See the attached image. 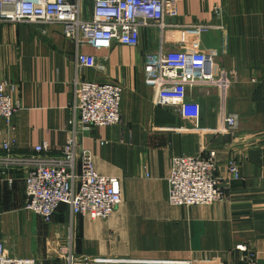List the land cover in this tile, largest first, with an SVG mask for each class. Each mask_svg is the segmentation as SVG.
Listing matches in <instances>:
<instances>
[{
	"label": "crops",
	"instance_id": "0c3cea01",
	"mask_svg": "<svg viewBox=\"0 0 264 264\" xmlns=\"http://www.w3.org/2000/svg\"><path fill=\"white\" fill-rule=\"evenodd\" d=\"M175 2L176 16L166 18L173 27L164 34L148 27L135 47L84 49L96 58L95 69H76L74 45L60 26L0 22V80L16 87L11 95L19 104L9 125L0 121L1 138L15 140L19 153L44 143L50 155L58 154L67 137L76 76L123 89L121 124L94 127L80 138L96 173L120 180V204L106 219L71 217L60 206L50 226L22 210L25 233L8 237L16 243V257L67 264L47 256L61 249L78 259L75 264H84L81 257L87 264H246V254L238 251L245 246L256 264H264V0ZM82 6L89 17L92 0H82ZM161 40L165 50L209 55L227 73L223 95L216 88L188 92L187 99L199 105L197 123L155 105L154 92L144 83V56ZM227 115H235L233 131L223 129ZM212 150L226 198L210 205L171 204L172 160ZM230 158L238 178L227 171ZM11 177V185H0L1 216L14 215L24 204L20 176ZM3 234H8L4 227Z\"/></svg>",
	"mask_w": 264,
	"mask_h": 264
},
{
	"label": "built area",
	"instance_id": "2783aa9c",
	"mask_svg": "<svg viewBox=\"0 0 264 264\" xmlns=\"http://www.w3.org/2000/svg\"><path fill=\"white\" fill-rule=\"evenodd\" d=\"M175 16V0H92L89 17L85 16L82 0H0L1 23L60 26L63 37L74 45L77 70L97 68L94 55L84 49L108 50L112 44L135 47L142 29L155 27L164 34L173 27L167 25L166 18ZM201 27L189 28L195 31ZM143 72L145 85L154 92L153 103L174 108L181 119L194 123L199 120V105L187 99L188 92L218 87L223 95L229 87L227 73L216 66L211 56L188 50H165L162 40L157 50L145 54ZM72 85L67 137L57 155H50L44 143L19 153L15 140H2L0 126V182L11 185V174L17 173L23 184V211L39 218L45 226L52 224L60 206H65L71 217L106 219L121 202L120 180L96 173L92 155L81 146L80 138L94 127L121 124L122 86L90 82L79 76ZM15 91L13 84L0 80V121L6 125L18 111L19 104L11 95ZM222 123L224 130L233 131L235 115L223 117ZM170 170L167 181L171 204L210 205L226 198L214 150L206 156L176 157ZM227 171L234 178L239 177L233 158L227 162ZM1 223L0 215V264H41L38 259H22L13 254L1 233ZM238 251L246 254V264H256V255L245 246ZM53 255L67 264L78 261L66 250L59 249ZM79 261L89 263L86 257ZM209 264L220 262L214 260Z\"/></svg>",
	"mask_w": 264,
	"mask_h": 264
},
{
	"label": "rangeland",
	"instance_id": "374dc122",
	"mask_svg": "<svg viewBox=\"0 0 264 264\" xmlns=\"http://www.w3.org/2000/svg\"><path fill=\"white\" fill-rule=\"evenodd\" d=\"M216 90L219 92V94L221 95V92H220V89L218 87H215ZM22 182V181H21ZM6 183L4 182H0V185H4ZM23 195V194H22ZM23 206L21 207L20 210H18V214L15 213L14 215L11 214V215H5V216H1V220H2V223H1V233L4 237V239L7 241L8 239V247H11V249L13 250V254L15 255H18L17 253V247H16V243L15 241L11 240L10 238L8 237H11V235L13 236H16V235H21L23 233H25L23 231V227L22 226V222L24 220V216L26 217L25 213H23ZM27 219V217H26ZM25 222V220H24ZM3 227L6 229V231L8 232V234L4 235L3 234ZM57 250H52L49 252V254L47 255L49 258H53L52 256H54V252H56ZM51 256V257H50ZM34 259H38L37 257H32ZM40 261V259H38ZM42 262V261H40Z\"/></svg>",
	"mask_w": 264,
	"mask_h": 264
}]
</instances>
